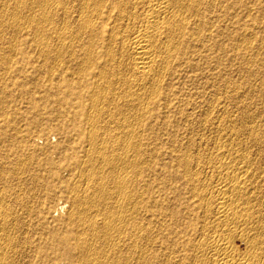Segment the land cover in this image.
Segmentation results:
<instances>
[{
	"label": "bare ground",
	"instance_id": "6f19581e",
	"mask_svg": "<svg viewBox=\"0 0 264 264\" xmlns=\"http://www.w3.org/2000/svg\"><path fill=\"white\" fill-rule=\"evenodd\" d=\"M261 52L264 0H0V139L65 120L0 156V264H264Z\"/></svg>",
	"mask_w": 264,
	"mask_h": 264
},
{
	"label": "rangeland",
	"instance_id": "374dc122",
	"mask_svg": "<svg viewBox=\"0 0 264 264\" xmlns=\"http://www.w3.org/2000/svg\"><path fill=\"white\" fill-rule=\"evenodd\" d=\"M262 34H261V32H259V30L258 31H256L255 32V34H253V37H255L256 39H260V36H261ZM258 37V38H257ZM24 49V52H25V54L27 55H25V57L24 58H26V60L28 61V59H29V61H31L33 58H31V57H33L34 55H33V53L29 50V49H27L26 47H24L23 48ZM32 53V54H31ZM264 59V53L263 52H261L260 53V55L257 57L258 59H262L261 57ZM260 57V58H259ZM25 61V60H24ZM234 61V62H233ZM233 61H231V59H228V61H227V63H228V71H227V73H228V77L230 78V79H233V80H235V78L238 80L239 78H241V76H242V78L244 77V78H246L247 77V74L246 73H243L244 75H242V73H239V72H236L235 71V69H236V67H238L239 66V64L238 63H240V61L238 60V59H234ZM238 62V63H237ZM259 64V63H258ZM31 66L32 65H28L27 67H25V71L27 72V71H30V69H31ZM35 66V65H34ZM263 68V69H262ZM260 70H262V74L264 73V67H261V69ZM230 71V72H229ZM237 73V74H236ZM236 76H235V75ZM233 77H232V76ZM238 75V76H237ZM264 75V74H263ZM260 75H256V76H254L253 78H251L252 80L251 81H255L254 83L252 82V86L251 87H256L257 86V83L259 84V85H261L262 84V82L261 81H259V77ZM247 79V78H246ZM263 85V84H262ZM261 85V87H263L262 88V90H264V85L262 86ZM245 89V88H244ZM262 90H259L261 93H264V91L262 92ZM256 92V94H259L258 93V91H255ZM255 94V95H256ZM19 101H18V100ZM16 99V101L14 102V101H9L8 103H7V107L5 108V109H7V111H9V112H12V111H17L18 113H20V115H21V117H20V115H14V116H8V119H7V124L9 125L7 128H6V135H7V137H3L2 139H0V156H3V157H6V158H11L12 156H13V152H19V151H26V150H28L29 151V149H26V146H23V144H19V142L21 141V139L20 138H22V136L21 135H19V134H21L22 132H19L20 130H22L23 128L22 127H24V125L23 124H25L26 123V116H28L27 118H29L30 116H38L39 118H37V120H40V121H42V120H44V119H46V117H50L51 116V121H48V127H49V129H47L46 131H44L43 133H40L39 131H37V130H35V131H33V132H31L30 133V136L33 138V141H32V139H30L31 137H29V139H30V141L31 142H33V149L36 151H39L38 153L39 154H37V157L35 158V160H37V162L39 161V160H41V159H43L45 156L46 157H49L50 159H52V160H54L55 162H57V161H59V158H60V155H59V153L57 152V151H55L54 149H53V147H55V146H57L58 145V143H60L61 141H62V139H63V135H62V133L60 132L59 133V130L57 129V125L58 124H60V123H65V120L64 119H61L62 117H58L57 115V113H58V111H57V107L54 105V104H51V103H49V104H47V105H40L39 107H40V110L38 111V114H35L34 115V113H31V112H28L29 111V104L28 103H26V100L25 99H19V98H17ZM254 100H255V103L254 104H252L251 105V108H249V109H251L250 111H252V110H254V109H256L258 112H260L261 114L263 113V115H264V109H263V105L261 104V102L259 101V99H256V98H254ZM19 102V103H18ZM25 104V105H24ZM28 104V105H27ZM232 104H234V103H231V105ZM230 105V106H231ZM253 107V108H252ZM255 107V108H254ZM14 108V109H13ZM18 108V109H17ZM55 108V109H54ZM262 108V109H261ZM13 109V110H12ZM44 109V110H43ZM22 110V111H21ZM41 111V112H40ZM42 113V114H41ZM25 114V115H24ZM19 117V118H18ZM42 117V118H41ZM59 118V120H57L58 118ZM13 118V119H12ZM12 119V120H11ZM20 121H19V120ZM15 120V121H14ZM61 120V121H60ZM64 120V121H63ZM60 122V123H59ZM16 123H18L17 125H16ZM42 123H44V121H42ZM54 123V124H53ZM15 124V126H13ZM52 124H53V126H52ZM50 125V126H49ZM55 125V126H54ZM16 126H19V127H17L16 128ZM13 127H15V130H13L12 128ZM54 127V128H53ZM10 128V129H9ZM21 128V129H20ZM12 130V131H11ZM16 130H17V132H16ZM15 132V133H14ZM9 133L10 134H12V135H9ZM13 133L15 134V135H13ZM16 133H18V134H16ZM43 134H44V137H43ZM38 135V136H37ZM14 138H13V137ZM35 137H37V138H35ZM8 138V139H7ZM14 139V141H13V139ZM12 139V140H11ZM38 139V140H37ZM9 141V142H8ZM18 141V142H17ZM3 142V143H2ZM4 143H5V146H4ZM8 143V144H7ZM10 144H12V145H10ZM8 145V146H7ZM10 146V147H9ZM16 147V148H15ZM44 148V149H43ZM49 148V149H48ZM13 149V150H12ZM15 149H17V150H15ZM26 149V150H25ZM46 150V151H45ZM44 151V152H43ZM44 153V154H43ZM45 155V156H44ZM10 156V157H9ZM43 157V158H42ZM0 159H1V157H0ZM33 164H34V166H33ZM30 166L31 167H33V169L37 166V164H35V163H32L31 162V164H30ZM72 170V171H71ZM60 178H61V182L59 181V180H54L53 181V184H55V186L58 188V189H60V188H62L63 187V185H65V182H68V181H70L73 177H72V175L74 174V172H75V170L74 169H72V168H66V167H61L60 168ZM69 172H70V174H69ZM73 174H72V173ZM62 173V174H61ZM66 173V174H65ZM68 174V175H67ZM74 176V175H73ZM65 177V178H64ZM70 178V179H69ZM14 180H11V182H9V184L10 185H12V183H14L15 184V181L13 182ZM63 181V182H62ZM14 184H13V186H14ZM12 186V187H13ZM2 187V189H3V186L1 185L0 186V188ZM2 189H0V190H2ZM65 200V198H64V194L63 193H59V195L56 197V199L53 201V203H51V205H50V215H51V217L53 218V219H58L60 216H62V215H64L63 214V212H61L60 211V209L58 208V204L59 205H61V202H63ZM55 207H56V209H55ZM55 209V210H54Z\"/></svg>",
	"mask_w": 264,
	"mask_h": 264
}]
</instances>
